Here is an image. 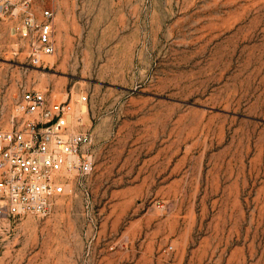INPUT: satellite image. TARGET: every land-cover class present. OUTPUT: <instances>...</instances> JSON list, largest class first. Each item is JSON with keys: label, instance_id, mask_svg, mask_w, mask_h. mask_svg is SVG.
<instances>
[{"label": "rangeland", "instance_id": "rangeland-1", "mask_svg": "<svg viewBox=\"0 0 264 264\" xmlns=\"http://www.w3.org/2000/svg\"><path fill=\"white\" fill-rule=\"evenodd\" d=\"M34 7L54 52L29 63L0 21V128L24 90L71 102L93 169L0 217V264H264V0Z\"/></svg>", "mask_w": 264, "mask_h": 264}, {"label": "built area", "instance_id": "built-area-1", "mask_svg": "<svg viewBox=\"0 0 264 264\" xmlns=\"http://www.w3.org/2000/svg\"><path fill=\"white\" fill-rule=\"evenodd\" d=\"M2 20L11 22L15 48L25 44V59L45 67L54 52L53 9L37 16L34 0H0ZM74 122L81 116L71 102L52 103L40 90L22 92L17 112L0 128V217H46L72 180L91 173L92 137Z\"/></svg>", "mask_w": 264, "mask_h": 264}]
</instances>
